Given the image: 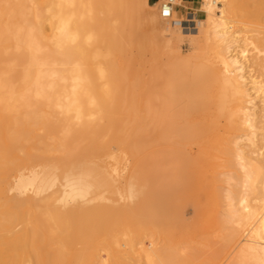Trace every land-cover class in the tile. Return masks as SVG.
Here are the masks:
<instances>
[{
    "label": "bare ground",
    "instance_id": "6f19581e",
    "mask_svg": "<svg viewBox=\"0 0 264 264\" xmlns=\"http://www.w3.org/2000/svg\"><path fill=\"white\" fill-rule=\"evenodd\" d=\"M224 2L243 25L245 35L238 41L230 33L227 10L216 15L219 0L203 1L209 14L205 33L214 35L220 46L214 61L200 69L212 72L204 77L205 82L229 89L234 97L217 104V115L226 120L227 130L215 136L205 131L191 133L185 129L188 125L184 128L187 121L184 126L178 123L191 116L196 103L193 95L198 85L187 73L157 75L151 90L141 87L142 67L137 59L146 45L140 44L138 53L134 48L140 43L138 31L146 20V10L152 7L148 0H0V264L197 263L196 250L190 249L182 258L169 248L180 239L186 240L182 244L187 247V241L194 238L184 220L194 187L185 155L178 160L181 170L173 191L150 196L140 208L132 205L144 197L146 186L133 176L136 183L132 181L128 191L132 204L126 206L127 226L124 235L121 233L125 248L120 247L113 227L123 223L120 217L115 221L122 210L106 202L109 194L117 195L118 187L113 177L109 184L105 181V172L110 174L112 169L103 171L99 164L106 155L114 159L110 152L120 144L181 151L197 145L220 150L225 165L242 173L231 180L239 182L249 195L241 200L242 209L229 195L227 224L242 221V210L248 220L257 222L252 230L255 241L235 251L233 256L238 254L230 264H264V244L259 245L264 236V153L260 161L248 155L240 142L247 136L245 140L255 148L260 135L264 140V97L258 99L264 89V0ZM205 22L200 21V33ZM150 23L163 30L155 17ZM170 26L164 30L171 41L176 32ZM242 58H249L250 65ZM120 119L150 120L153 125L139 123V131L132 132ZM158 120H163V127L154 132L157 135L146 131ZM242 126L249 133L233 140ZM67 164L70 168L62 174L60 170ZM167 181L161 178L159 182L164 185ZM106 185L113 187V193H107ZM101 191L108 196L103 197ZM252 197L255 204L250 203ZM156 198L166 206L160 220L165 228L159 233L147 230L148 224L159 221L144 211L152 208ZM228 230L230 249L240 235ZM103 237L109 248L105 261L100 255ZM146 239L158 243L148 248ZM202 242L204 250L209 243ZM203 253L207 255L206 250Z\"/></svg>",
    "mask_w": 264,
    "mask_h": 264
},
{
    "label": "rangeland",
    "instance_id": "374dc122",
    "mask_svg": "<svg viewBox=\"0 0 264 264\" xmlns=\"http://www.w3.org/2000/svg\"><path fill=\"white\" fill-rule=\"evenodd\" d=\"M148 1L152 7L147 8L146 10V20L142 24L141 29L138 31L140 43L136 44L134 48V53H138L140 44L146 45L143 55L141 57L137 55L139 57L137 60L140 61L139 65L142 67V70L140 72L143 76L141 87L144 89L145 87L146 89H149L152 86L157 75L170 76L172 74L187 73L189 76L194 78L197 83L196 86L198 85L193 95L196 103L192 110L193 112L190 111L192 113H189L191 116L188 119H184V123L182 122L183 119L182 121L179 120L178 123H180L181 126H184L187 121V124L184 126V128L188 125L185 129L188 128V131H190L191 133L197 134L201 132L203 133L205 131V133L209 132L210 134H214L215 136L223 135L227 130V123L224 118L218 117L217 114L219 113V111L217 112V110L219 109V106L217 104L224 101V99L231 102L233 101L234 97L232 96L229 89H226L225 91V89L221 86L219 87L216 84L205 82L204 77L208 74H212V72L206 69V67L204 69H200V67H204L207 63L214 61L215 50L219 49L220 46L218 40L215 39L214 35H207L205 33V31L208 30L209 14L206 8H204L203 6L204 0H199L198 6L194 8V11L196 12L197 23H199H196V25L192 26L189 30H185L184 28H182L179 23L185 20V9H182V12H180L181 8H176V13L174 15L175 17H173V20H164L160 15V8H162L163 4L168 3L169 0ZM175 3L179 4V6L181 7L184 6L182 1L172 2V4L174 5ZM218 4L219 9L216 10V15L220 16L221 10H227V18L232 21V29L230 30V33L234 34L238 41L241 40L245 35L243 25L233 14L230 13L228 6H225L224 0H219ZM152 17H155L157 19L159 25L163 27V30L162 28L161 30L154 29V27L150 23V19ZM202 20L206 22L203 26V33H200L199 24ZM170 24V28H172L176 32L174 36L175 39H172L171 41L169 40V33L164 30V27L169 26ZM241 60L247 65H250L251 63L249 61V58H242ZM249 71L251 74H254L253 68L249 69ZM256 96L257 95H253V98H255ZM262 97H264V89L260 92L258 99H261ZM182 101L185 100L183 99ZM130 115L132 116L133 112ZM123 120L120 119L119 121L124 122V125L127 124L128 127L126 128V130L131 131L132 129V132H134V130L135 132L139 131V129H137L139 123L145 122L153 125V122L150 120H148V122L146 120L138 121L135 119ZM130 120H133L135 125L133 124V121L131 122ZM155 120L156 119H154V121ZM162 121H156L154 123V126H150L148 130H145L152 134L158 133L157 131H160L159 127H163V124L161 125V123H163ZM189 125L192 127H190ZM242 127L243 130L239 134H233V140H236L239 135H247L249 133L245 126ZM153 128L155 130H153ZM196 128L198 129L195 130ZM122 136L124 138L127 137L126 135ZM246 137L247 136H244L243 139H239L243 145V148L245 149V152L248 155L256 157L261 161L260 154L264 153V140H262V135H260L259 138L256 139V141L258 142V146L255 148L251 147L250 143L245 140ZM95 154L101 156V154L104 155V152H96ZM110 154L114 159H112L111 157L108 158V155H106L107 159L104 156L99 161L101 162L99 164L100 167L102 166L104 168H102L103 171H107V167L109 168L108 171L112 169V175L111 173L109 174V172H105V181H107L108 184L111 180L115 181V186L118 187L117 192V187L115 188L114 186V189L117 192V195L115 196H112L114 194L111 189L112 186L108 187V185H106L104 189L107 190V187L110 189V192H106L108 194L111 192L113 193L109 194V196H111L108 197V199L106 198L108 194H105L107 195L105 197V200L107 199L110 201L109 202L106 200L107 204L112 202L114 203L113 206L118 205L119 209L122 210V214L118 212V214L116 213L115 221H117V218L120 217V221L122 218L121 223H123H119V226V224H117L118 222H116L115 225H118L120 228L118 226L116 227L115 225V227H113L114 235L116 233L115 237L119 238L117 242L119 241V245L122 249L125 248L123 246L125 245V242L123 241L124 239L121 233H123L124 235L127 226V219L125 216L127 212L125 210L127 209V205L129 206L132 204L128 199V191L129 186L131 184L134 185L132 181L136 183V178L134 179V177L137 176L141 183L146 186L144 192L145 198L143 196H140L137 202H135V204L133 203L132 205L134 208H140V206L147 204L146 200H148L150 196L156 197L157 194L163 191L170 194L173 191L175 185L174 180L177 176V173L181 170L179 163L180 161L178 160H181L184 155L186 156L185 158L188 162V168L190 169L194 180L192 193L193 202L192 204L185 207L184 220L186 221L185 223H188L186 225L190 227L189 230L194 234V238L187 241L189 242V244L191 243V245L188 244L187 247V244H182L186 243V240L181 241L180 239V241L177 240L175 244L171 243L169 247L171 250V254H176L179 257L186 258L187 252L192 249V251H197L196 254H193L196 255V258L200 259V262L197 261V263H195V260L191 261L194 262V264H203V262L205 261L206 264H230V261H233L232 259H236L238 253L235 254V256L233 255L237 252V250L240 249V247L244 246L248 242L255 241V238L252 235V230L256 226L257 222L248 220L246 218V213L244 210H242V221L233 223L231 225H228L226 222V212L230 203L228 199L229 195H232L233 199H235L234 203L236 204L238 209H242L243 205L240 203L241 200L245 197H248L249 195L246 193V190L243 189L241 185H239V182L231 180V176L241 177L242 173L239 168L227 167L225 165L220 150H216L214 148H200L197 145L189 146L188 148L181 151L173 149H161L160 147H157L155 145L146 146L143 148H129L126 144H120L116 145L110 152ZM20 155L23 156V153H21ZM69 168L70 164H67L60 170V172L64 174L69 170ZM113 175L116 176L114 177ZM161 178H166L168 179V181L164 185H160L161 182L159 181ZM128 181H130L131 183H129ZM123 192H125L126 194ZM103 193L105 192L103 191ZM103 193L102 191L100 192V194H102V196L104 197L105 195H103ZM118 193L121 196H123L122 194H124L123 197H126V199L122 198L121 196L118 197ZM111 197H113L114 200ZM253 199V197L250 199L251 204H255ZM105 200L103 201L104 204H106ZM156 200L157 198L152 204L151 209L146 208L144 211L148 217H151V219H157L159 221L158 224H148L147 230L149 232L155 231L159 233L165 228V225L162 224L160 220L166 214L164 210L166 206H163L162 202H157ZM58 206L61 207V204H58ZM109 206L111 207L112 204ZM105 207H108V205H105ZM133 211H135L136 215H138L137 209ZM129 215L131 216V214ZM131 227L133 231L136 230V226L134 224H131ZM229 228H231V230L233 231L237 230L239 232L238 236L240 235L238 237V243L234 246H231L230 249L227 248V235L229 232ZM104 239L105 241L107 240L106 237H103V240ZM203 240L209 243L208 247L204 246V250L202 248V244L205 245L204 242H202ZM157 241H159V245L163 244L162 239H158ZM199 241L201 242V244H199ZM259 241V245L264 244V236H262L261 240ZM104 242H102L100 247V255L105 261L108 258L109 248L107 244L108 241H106L105 243ZM156 243L158 242L152 239H146L145 241L146 247L148 248H151L152 245L155 246ZM104 244H107V246ZM228 249L231 251V253ZM205 250L207 255L203 253V251ZM200 252H202L204 254L203 256L206 257L204 258L202 256V253L200 254ZM213 253H215L216 256L215 261L212 259L214 256ZM228 253L231 255H229Z\"/></svg>",
    "mask_w": 264,
    "mask_h": 264
},
{
    "label": "built area",
    "instance_id": "2783aa9c",
    "mask_svg": "<svg viewBox=\"0 0 264 264\" xmlns=\"http://www.w3.org/2000/svg\"><path fill=\"white\" fill-rule=\"evenodd\" d=\"M183 2V0H181ZM176 8H181L186 10L185 20H183L180 23V26L184 28L185 30L191 29L192 26L196 25L197 19H196V12L193 9H186L179 5L175 6L172 4V1L169 0L168 3L164 4L161 8V17L164 20H173V14L175 12Z\"/></svg>",
    "mask_w": 264,
    "mask_h": 264
},
{
    "label": "crops",
    "instance_id": "0c3cea01",
    "mask_svg": "<svg viewBox=\"0 0 264 264\" xmlns=\"http://www.w3.org/2000/svg\"><path fill=\"white\" fill-rule=\"evenodd\" d=\"M184 8L193 9L198 6L199 0H183ZM182 12V9L181 11Z\"/></svg>",
    "mask_w": 264,
    "mask_h": 264
}]
</instances>
